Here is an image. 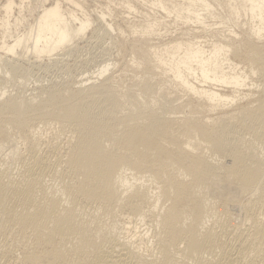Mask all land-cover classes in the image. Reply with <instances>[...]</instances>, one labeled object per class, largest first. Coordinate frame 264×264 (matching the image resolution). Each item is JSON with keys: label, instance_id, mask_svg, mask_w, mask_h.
<instances>
[{"label": "bare ground", "instance_id": "6f19581e", "mask_svg": "<svg viewBox=\"0 0 264 264\" xmlns=\"http://www.w3.org/2000/svg\"><path fill=\"white\" fill-rule=\"evenodd\" d=\"M85 3L3 0L0 74L23 85L29 56L72 54ZM92 6L118 61L28 97L0 87V157L21 166L0 167V264H264V0Z\"/></svg>", "mask_w": 264, "mask_h": 264}, {"label": "rangeland", "instance_id": "374dc122", "mask_svg": "<svg viewBox=\"0 0 264 264\" xmlns=\"http://www.w3.org/2000/svg\"><path fill=\"white\" fill-rule=\"evenodd\" d=\"M79 1H81V0H79ZM95 1L96 0H86V2H87V4L85 3L86 8L89 6L87 8V10L89 13H91V17L93 18L92 20L94 22V25L92 26L91 29H89L90 31L88 30V32L84 36V38L81 41H78V46H76V50L74 49L72 54H70L68 56L65 55L63 57V56L59 55L58 57H52V59L58 58L59 61L62 60L61 63H58V64H53L51 61L48 60V58H42L43 60L42 59L36 60V59L32 58L31 56H29L30 58H27L28 60L26 59V60H24L25 62L24 61L21 62L22 67L24 69L26 67V70L29 71L28 73L30 74V76H28V78L26 80V83L24 81L23 85H21L19 83V80H17L16 78L7 77L6 75H4V73L1 72L0 79H1V77L4 78V76H5V78H4L5 80L3 78L1 79L0 87H5V91H7L6 95H7V93L9 95H16L17 93H21V94L23 93V94H26V96L28 97L31 95H36V94L42 93L52 86L59 87V86H61L62 83H66V82L69 83L71 81H79L83 78L86 79V78L92 77L91 82H93L94 77L96 76L95 72L99 68L98 66L100 65L99 64L100 62H102L106 59L110 60L111 62L112 61H114V62L118 61L119 57L117 55L116 50L112 46V45H114L112 42L116 41V39H117L116 32L109 33V35H106V34L104 35V32H102V31H104V26H102L103 24H101V22L97 19V15L95 14V11H94L95 9L93 8L95 6H92V5H94ZM2 2H3V0H0V14H1L0 18H2V10H1ZM90 4H91V7H90ZM37 6H39V4H37ZM38 11H39V8L36 10L35 15H37ZM94 16H96V17H94ZM95 23L96 24L98 23L97 24L98 26ZM117 24L120 25L119 22H117ZM100 26H101V30H99ZM102 27H103V29H102ZM92 29H93V31H92ZM0 33H1V30H0ZM121 53H122L121 63L122 62H128V60L130 59L129 50L123 49V52H121ZM59 57H61V58H59ZM35 61H37V62H35ZM118 63H120V62H118ZM116 68H118V67H116ZM123 68H124V65H123ZM112 69H114V68L111 67L110 70H112ZM109 73L111 74V71ZM109 73H107V74L109 75ZM132 80H133V78L131 77V73L127 72L125 75H123L122 81L120 82L121 89L124 91H127L129 86L132 84ZM123 84H125V85H123ZM76 86L77 85H75V87ZM30 89H32V90H30ZM131 96H132V92H129V97H131ZM144 96L146 97V95H144ZM130 100L131 99L127 100L129 102H125L124 108L129 107ZM55 133L61 134V136H58L60 139H63V137L65 138L68 135V133L66 131L56 130L55 132L52 131V133L49 136H47V138L54 137ZM44 137L45 136L43 135V138ZM1 157H0V167L1 168L8 167L7 169L9 171L12 170L11 173L12 174L15 173L14 176H16V172H18L17 170H19L21 168V166H19L20 164L16 161L15 156L13 157L12 155H10L8 157H2V158ZM14 158H15V161H14ZM1 164H2V166H1ZM17 164H19V165H17ZM49 184H51L52 188H56L57 181L51 180V181H49ZM214 201H216V202H214ZM214 201H213V203H214L215 210L216 211H222L223 208L225 207L224 206L225 204L221 201H217V200H214ZM218 202H220L221 204H219ZM236 222H237V217H235V216H233V217H231V219H229L230 225H233ZM119 223L120 222H118V224ZM144 228L145 227L141 228V230ZM0 232H1L0 236L2 234V238L0 237L1 238L0 242H2V239L4 238V234L1 230H0ZM3 243L4 242H2V244ZM4 262L5 261L2 260L1 264H3ZM11 264H13V263H11ZM15 264H18V263H15Z\"/></svg>", "mask_w": 264, "mask_h": 264}, {"label": "clouds", "instance_id": "9594fccd", "mask_svg": "<svg viewBox=\"0 0 264 264\" xmlns=\"http://www.w3.org/2000/svg\"><path fill=\"white\" fill-rule=\"evenodd\" d=\"M207 207H208V215H207V219L211 221V220L215 219V213H214V211H213L214 204L209 203V204L207 205ZM238 227H239L238 224H233V225H232V228H233V229H236V228H238Z\"/></svg>", "mask_w": 264, "mask_h": 264}]
</instances>
